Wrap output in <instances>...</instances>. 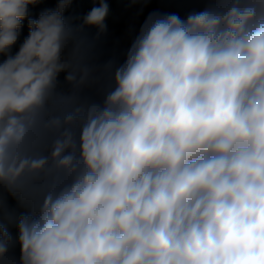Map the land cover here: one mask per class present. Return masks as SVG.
Returning a JSON list of instances; mask_svg holds the SVG:
<instances>
[{
	"label": "clouds",
	"instance_id": "obj_1",
	"mask_svg": "<svg viewBox=\"0 0 264 264\" xmlns=\"http://www.w3.org/2000/svg\"><path fill=\"white\" fill-rule=\"evenodd\" d=\"M39 2L0 0V197L26 209L0 264H264V0L150 13L107 90L74 67L72 0Z\"/></svg>",
	"mask_w": 264,
	"mask_h": 264
},
{
	"label": "trees",
	"instance_id": "obj_2",
	"mask_svg": "<svg viewBox=\"0 0 264 264\" xmlns=\"http://www.w3.org/2000/svg\"><path fill=\"white\" fill-rule=\"evenodd\" d=\"M101 0H72L69 6L64 10V18L68 25L73 29H82L76 34L75 40L79 44V56L74 61V67L80 63H87L96 67V75H100L104 66L112 61L120 62L123 59V53L129 47L131 39L139 31L140 26L150 13H178L184 17L192 10H198L204 7L202 0H104L108 6V12L105 17V31L98 34L95 27L84 26V19L89 12L100 6ZM58 0H40L35 5H29L30 19H37L45 10H55ZM19 37L16 43L11 47L10 54L15 55L24 40L29 34L28 19L22 22ZM6 57L0 55V62ZM64 73L59 76L58 89L61 92L68 93L72 86L64 82ZM111 83V72L101 74V86L107 90ZM92 95L95 99L102 97L96 96L94 92L86 93ZM26 211L13 196L7 192L0 197V222L7 226L13 237V246L10 250L15 252L16 258H19V245L15 243L18 232L16 228L17 218Z\"/></svg>",
	"mask_w": 264,
	"mask_h": 264
},
{
	"label": "rangeland",
	"instance_id": "obj_3",
	"mask_svg": "<svg viewBox=\"0 0 264 264\" xmlns=\"http://www.w3.org/2000/svg\"><path fill=\"white\" fill-rule=\"evenodd\" d=\"M9 255L12 256V257H15V258H16L15 252H14L13 250H10ZM16 259H17V258H16Z\"/></svg>",
	"mask_w": 264,
	"mask_h": 264
}]
</instances>
